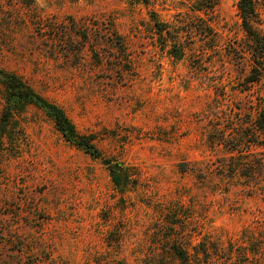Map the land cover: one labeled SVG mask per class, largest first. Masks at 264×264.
<instances>
[{"label":"rangeland","instance_id":"374dc122","mask_svg":"<svg viewBox=\"0 0 264 264\" xmlns=\"http://www.w3.org/2000/svg\"><path fill=\"white\" fill-rule=\"evenodd\" d=\"M196 1L0 0V70L95 145L0 82V264H264L263 60L240 0H215V58L163 51L152 16L185 34Z\"/></svg>","mask_w":264,"mask_h":264},{"label":"trees","instance_id":"16d2710c","mask_svg":"<svg viewBox=\"0 0 264 264\" xmlns=\"http://www.w3.org/2000/svg\"><path fill=\"white\" fill-rule=\"evenodd\" d=\"M216 3L215 0H197L192 6V12H198L205 15L204 17L195 16L200 24L192 26L184 34L177 29L172 28L168 23L160 21L156 15L152 16L153 28L158 36L159 42L163 51L175 60H183L188 51L194 53L199 51L202 54V62L205 63L206 58L210 55L215 58L218 55V31L216 30L214 12ZM239 10L242 18V24L245 32L251 37L254 42L255 52L263 60L261 69L256 70L249 76V82L258 81L261 74L264 72V37L261 36L254 27L255 9L253 0H240ZM114 27V25H112ZM114 33V30H113ZM116 40L112 41L113 47L119 50L124 49L123 39L116 34ZM198 47V48H197ZM261 71V72H260ZM0 82L5 86L8 108L15 107L26 108L29 105H37L44 108L48 115L54 120L57 129L66 138L67 141L91 153L95 150L93 139L90 136H84L78 133L76 127L66 115V113L54 103L39 95L31 86L24 82L20 77L12 73H6L0 70ZM255 123L254 142L264 145V107L260 110V117ZM260 139V142H258ZM115 172V171H114ZM117 186H122V176L119 174L114 177ZM182 257V256H181Z\"/></svg>","mask_w":264,"mask_h":264},{"label":"water","instance_id":"95a60500","mask_svg":"<svg viewBox=\"0 0 264 264\" xmlns=\"http://www.w3.org/2000/svg\"><path fill=\"white\" fill-rule=\"evenodd\" d=\"M113 170L118 173L121 172V168L119 166H115Z\"/></svg>","mask_w":264,"mask_h":264}]
</instances>
